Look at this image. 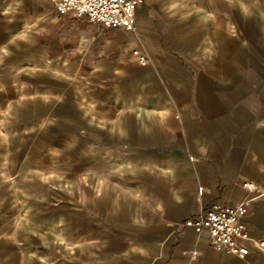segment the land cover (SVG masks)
I'll use <instances>...</instances> for the list:
<instances>
[{"label": "crops", "instance_id": "obj_1", "mask_svg": "<svg viewBox=\"0 0 264 264\" xmlns=\"http://www.w3.org/2000/svg\"><path fill=\"white\" fill-rule=\"evenodd\" d=\"M245 198L264 237V0H136L116 28L0 0V264H264L188 221Z\"/></svg>", "mask_w": 264, "mask_h": 264}, {"label": "built area", "instance_id": "obj_2", "mask_svg": "<svg viewBox=\"0 0 264 264\" xmlns=\"http://www.w3.org/2000/svg\"><path fill=\"white\" fill-rule=\"evenodd\" d=\"M50 1L59 14L86 16L90 22L107 28L131 26L135 15L136 0ZM242 184L249 191L258 190L253 180H243ZM250 206V198L243 199L236 206L212 202L188 221L198 232L206 231L210 244L219 250L242 258L253 250L264 254V237H252L244 221Z\"/></svg>", "mask_w": 264, "mask_h": 264}, {"label": "rangeland", "instance_id": "obj_3", "mask_svg": "<svg viewBox=\"0 0 264 264\" xmlns=\"http://www.w3.org/2000/svg\"><path fill=\"white\" fill-rule=\"evenodd\" d=\"M30 135V134H29ZM41 135H43V137L47 136V133L41 132ZM61 135V134H60ZM80 142L76 141V142H72V149L69 150V153H64L63 149L57 150V156H70V160H71V171L73 173V175L78 176L80 173V169L82 167L81 161L85 160L86 157V150L80 147ZM82 157H84V159H82ZM37 255V251H36V246L34 245H28L25 246V255H24V259L22 261V264H58L61 262L60 257L62 255V247L61 249H57L56 251V255H57V259L54 262L53 260L50 261L49 263L47 261H37L35 259H33L35 256ZM21 262L19 261H15V259H11L9 261H7V264H20Z\"/></svg>", "mask_w": 264, "mask_h": 264}]
</instances>
